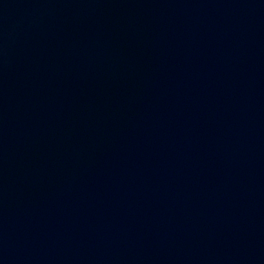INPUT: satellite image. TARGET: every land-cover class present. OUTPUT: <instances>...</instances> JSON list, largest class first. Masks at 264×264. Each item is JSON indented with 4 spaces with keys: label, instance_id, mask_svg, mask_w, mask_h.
<instances>
[{
    "label": "water",
    "instance_id": "95a60500",
    "mask_svg": "<svg viewBox=\"0 0 264 264\" xmlns=\"http://www.w3.org/2000/svg\"><path fill=\"white\" fill-rule=\"evenodd\" d=\"M0 264H264V0H0Z\"/></svg>",
    "mask_w": 264,
    "mask_h": 264
}]
</instances>
